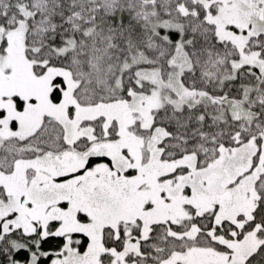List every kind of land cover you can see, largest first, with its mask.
I'll list each match as a JSON object with an SVG mask.
<instances>
[{"label": "snow or ice", "instance_id": "obj_1", "mask_svg": "<svg viewBox=\"0 0 264 264\" xmlns=\"http://www.w3.org/2000/svg\"><path fill=\"white\" fill-rule=\"evenodd\" d=\"M0 264H264V0H0Z\"/></svg>", "mask_w": 264, "mask_h": 264}]
</instances>
